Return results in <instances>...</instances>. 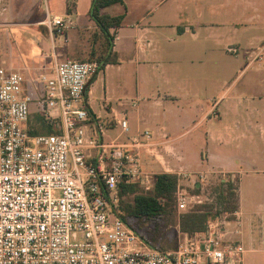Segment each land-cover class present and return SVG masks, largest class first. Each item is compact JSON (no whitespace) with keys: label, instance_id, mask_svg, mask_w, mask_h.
<instances>
[{"label":"built area","instance_id":"obj_1","mask_svg":"<svg viewBox=\"0 0 264 264\" xmlns=\"http://www.w3.org/2000/svg\"><path fill=\"white\" fill-rule=\"evenodd\" d=\"M42 24L54 43L68 39L75 21L47 11ZM99 68L94 60L55 57L53 73L34 81L44 93L34 99L21 73L0 66V264H244L245 248L226 240L225 221L212 219L207 232L163 251L120 218V185L138 183L150 192L156 174L143 168L139 138L130 144L100 142L106 123L84 106ZM32 105L46 118L60 120L62 132L31 135L26 124ZM113 122L129 131L127 112H117ZM145 136L150 139V132ZM176 173L177 207L184 211L193 197L182 179L205 180Z\"/></svg>","mask_w":264,"mask_h":264},{"label":"crops","instance_id":"obj_2","mask_svg":"<svg viewBox=\"0 0 264 264\" xmlns=\"http://www.w3.org/2000/svg\"><path fill=\"white\" fill-rule=\"evenodd\" d=\"M166 1L124 0V4H120L125 6L126 12L122 26L115 30L116 34L112 51L117 56V63L109 64L104 70L95 74L90 80L85 94L84 106L88 109L90 115L106 123V131L99 139L100 142L130 144L139 138L141 147L138 151L141 159L143 157L145 159H142L143 168L145 171L155 174L162 172L173 173L172 169H174L176 172L182 171L188 174L203 175L205 180V177H214L215 173L222 172L227 175L228 179L226 181H228L231 176L240 177L242 170L239 171L238 167L241 168L242 164L250 166L256 172H261L253 161H245L237 156L229 159L212 151L208 144V140H210L212 143L228 146L235 140L228 133H223L219 136L211 130L215 119H218L220 123H224L229 117L236 118L239 128L240 122L245 127V132L240 135L242 138H248L252 142L258 140L264 143V110L260 111L257 108L254 110L257 114L253 117L249 115L254 112L251 109L252 107H249V103L254 101L253 96L243 94L244 98L236 96L224 102L227 97L225 96L226 92H224L219 100H211L214 102L212 106L207 105L206 107L203 105V101L206 98L203 97L205 90L202 86H207V82L203 84L201 82L202 79L197 81V78H195V81L193 79L194 82L191 83L188 80L190 76L168 74L167 70H163V64L161 63H158V72L154 73L151 68L146 69L140 63L142 60L146 62H150L152 59L160 60V55L156 53L159 51L160 43L168 33L172 36L171 44L167 48L169 64H175L180 61L178 59L187 60L191 63H204V65L206 64V70L204 71L210 75L208 79L209 86L214 85L217 87L220 80L217 76L213 77L212 73L213 67L216 70L218 68L219 48H224L228 54L232 53L231 55H235L234 60L236 61H239V55L242 51V55L245 56L249 65L263 59L264 0H226L225 3L220 5H218V0H205V5H207L208 13L211 17L217 15L220 9H229L228 14L235 19L223 24H220L215 18H212L211 21L204 19L206 11L202 12L201 10L204 7L202 5L204 0H197V7L199 6L197 19L199 20L188 27H182L179 22L172 21L169 16L167 17L164 12H161L162 5ZM51 2H53L54 6H58L52 9ZM51 2H47L48 7L45 10L42 0H0V66L10 69L15 63H20L19 71L28 73L33 70L40 75L42 73L39 70L42 68L37 66L44 64L51 69L49 74L53 73L54 64L49 47L50 43H53V39L49 29L42 24L47 11L54 15H71L75 21V26L67 35L69 39L72 35L74 38L71 40L70 47L75 46V43L78 45V39L82 40L81 33H83L89 39V42L84 43V45L90 44L91 56L94 34L99 31L94 21L90 18L93 0H52ZM176 8L180 10L181 6ZM108 9L109 7L105 8L102 13L119 16L109 13ZM24 29H30L33 32L32 35L28 36ZM12 30L19 31V37H21L22 41L21 48L33 49L36 47L34 59L29 60V62H20L19 60L14 63L10 52H7L12 46L10 34ZM24 33H26L25 38L23 36ZM15 34L16 38H18V34ZM76 47L78 46L68 51V53H72V55H69L70 57L80 56L77 53L78 51H74ZM127 49H130L135 55V61L138 64L136 78H134L136 87L135 98L128 97V95H131L128 90L131 78L124 73L125 58L128 55ZM230 49L234 51H230ZM24 63L29 65V67H22ZM111 69H116L117 71V76L112 82L109 81L107 75V72ZM101 72H104L103 77L100 75ZM39 75H34L36 79L33 76L29 80V85L35 83L34 81L38 80ZM98 84H101L104 90V100L99 113L93 108ZM118 93L125 95V100L119 99L117 104L114 105L113 101ZM246 103L247 105H245ZM221 106L222 109H220ZM189 108L195 112V121L194 115H189L188 113L190 111ZM244 108L246 114L242 117V121H239L240 113ZM123 111L127 112L128 132H124L119 125L113 122L114 115ZM38 114L40 117H44V122L50 124L53 130L57 133L62 132V128L59 127L60 120L54 121L39 112ZM31 117L32 111L29 122L26 124L29 133L28 124L31 122ZM170 117L173 118L175 127L178 128L184 126L187 122L194 121L198 125L207 122L206 137L208 138V143H206L208 147L203 154L206 170H195L191 164L185 165L187 157L182 154L179 146L180 139L184 133L176 134L169 131L170 122L168 119ZM163 121H166L165 124H163ZM144 126L145 131L143 132ZM117 128H121L120 134L116 136L107 134ZM226 129H229V127L226 126ZM147 131L151 134L150 139L145 136ZM87 135L90 139H94L92 130L88 129ZM90 151L92 155H97V150L92 149ZM153 162L156 163L157 167L153 166ZM221 180L224 181V179ZM183 181L189 183V180L184 179ZM200 185L202 184L197 183L196 187L200 188ZM238 201L239 208L232 215V219L225 217L223 220L227 223L224 228L226 230V240L243 245L245 248L244 264H248L251 261L258 260L259 256H264V202L246 204L241 197L239 189ZM221 216L217 217V219L215 218V220L220 222ZM183 236L185 238L190 237L188 235Z\"/></svg>","mask_w":264,"mask_h":264},{"label":"rangeland","instance_id":"obj_3","mask_svg":"<svg viewBox=\"0 0 264 264\" xmlns=\"http://www.w3.org/2000/svg\"><path fill=\"white\" fill-rule=\"evenodd\" d=\"M51 2L52 0H42L43 8L46 10L48 7L47 2ZM226 0H218V5L225 3ZM197 0H167L161 8V12H164V14L169 19H172L174 22H179L180 25L183 26H190L194 25L199 19H197V13L198 8L197 7ZM206 1L204 0L202 5V12L206 11V15L204 19L207 21H211L212 18H215L220 24L228 23L229 21H233L235 18L228 14L229 9L224 8L218 10L217 15H213L214 17H211L208 13L207 5H205ZM52 9L57 7L58 5L53 4L51 2ZM181 6V9L178 10L176 7ZM109 13L116 14V15H124L126 12L124 5H118V6H112L108 9ZM28 36L32 35V31L30 29H24ZM16 31V32H14ZM85 31V30H84ZM19 31L18 30H12L10 31L11 34V43L12 46L9 48L7 52H10L11 58L15 62H29V60L34 59V52L36 50V47L33 49H26L21 48V37H19ZM18 35V38H16V34ZM26 33L23 34L24 38L26 36ZM85 34V33H84ZM82 40L78 39V45L75 43V46H81L80 48L76 47L74 51H78V57H70L69 55H72V53H68V51L72 50L70 47L71 40H73V35L68 38L66 41L63 40V38H57L55 43H50L49 47L52 52V62L54 64L55 57L58 59V61H66V60H88L90 58V44L84 45V43H88L89 39H87V36H84L83 33H81ZM23 38V39H24ZM172 36L171 34H166L165 39L162 40V42L159 45V51L156 54L160 55V60L158 61L155 59H152L150 62H146L145 60L141 61V65L143 67L151 68V70L156 73L158 72V63L163 64V70H167L168 74H184L187 76H190L188 78L189 82L193 83L195 81V78L202 79L201 82L205 84L207 82V86L203 85L202 88L205 90L204 98H206L203 101V105L207 107L213 105V101L219 100L221 95L226 92V100L224 102H227V100L231 97L236 96H242L244 95H251L254 97V101L249 103V107H252L251 109L254 111L255 109L264 110V54L263 59L257 63H254L252 65H249V62L246 60L245 56L241 54L239 55V61L234 60L235 55H231L232 53L228 54L224 48H217L218 49V68L217 70L215 67H213V77H218L220 80V83L218 86H209L208 79L210 77L209 74H207L204 70H206V64H198V63H191L187 60L178 59L180 61L176 62L175 64H169V58L167 55V48L171 44ZM87 39V41H86ZM10 41V40H9ZM4 42V41H3ZM81 44V45H80ZM69 45V46H68ZM3 46V43H2ZM70 47V48H69ZM128 50V49H127ZM229 51V49H228ZM74 54V53H73ZM82 54V55H81ZM124 63V73L128 75V77L131 78V82H129L128 90L131 92V95H128V97L135 98V80L136 78V68L137 63L135 61V55L128 50V55L125 58ZM131 60V62H130ZM234 60V61H233ZM20 63H15L14 66L10 67L11 70L17 71L22 73L24 79H25V89L29 86V80L35 75L38 76V72L36 74V71H29L28 73H23L22 71H19V65ZM52 64V65H53ZM249 65V66H248ZM29 67L26 63L22 67ZM37 67L42 68L39 71L41 73H47L49 74L51 71L50 68H47L44 64H39ZM31 73V74H30ZM40 73V72H39ZM100 75L103 77L104 72H101ZM108 79L110 82L115 79L117 76L116 69H111L107 72ZM34 76V77H35ZM36 79V77H35ZM194 79V81H193ZM133 81V83H132ZM214 83V82H213ZM96 96H95V103H94V110L96 112H101V104L103 103V95L104 90L102 88L101 84H98L96 88ZM111 96V94H110ZM256 97V98H255ZM125 95L122 93H118L115 95L114 99V105L117 104L119 99H124ZM244 98V97H243ZM215 99V100H213ZM125 100V99H124ZM213 100V101H211ZM222 101V100H221ZM220 101V102H221ZM219 102V103H220ZM223 105V104H222ZM247 105V103L245 104ZM222 109V106L220 107ZM189 115H194L195 112L189 108ZM246 114L245 108L241 111L239 121H242V117H244ZM255 111L250 116H254ZM191 117V116H190ZM195 115L193 116V118ZM192 118V117H191ZM170 127L169 131H172L176 134H183L184 135L180 139L179 146L181 148L182 154L187 157V161L185 162V165L191 164L193 166V169L195 170H206V163L203 162V154L204 151L207 150V122L202 124H197L194 122L196 118H194V121L187 122L184 126L181 127H175L174 120L172 117L169 119ZM39 114L37 110V106H32V117L31 122L28 124L29 131L32 130H43V124H40L39 122ZM218 119H215L211 130L216 132L219 136L223 133H228L230 137H234L235 140L232 141V143L228 146L220 145L219 143H212L209 141L210 149L214 152H216L219 155H223L231 159L233 156L240 157L244 159L245 161H253L258 169L261 172L254 171L253 168H250V166L246 164H242L241 168L238 167V170H242V174L240 175V180H238V177H230L232 181H234L235 187H236V193L238 194V189L240 190L241 197L243 198V201L246 204L253 203V204H259L264 202V143L259 142L258 140H255V142L250 141L248 138H242L240 135L245 132V127L240 122V128L237 126L236 118L235 117H229L228 120H226L224 123L218 122ZM166 121H163V124H165ZM45 125V124H44ZM226 126L229 127V129H226ZM235 126V127H234ZM234 130V131H233ZM145 131V126L143 127V132ZM121 133V128H117L114 131H110L107 134H111L112 136H116ZM125 137V136H124ZM207 142V143H206ZM144 158V157H143ZM142 158V159H143ZM145 160V159H143ZM244 161V162H245ZM154 167H157L156 163H152ZM205 164V165H204ZM173 173L175 174L176 170L172 169ZM216 175L214 177H205L204 182H198L200 185V188L196 187V184L194 182L185 183L182 179L181 183L184 185V187L188 190L189 196L193 197L190 198L191 203H189V206L184 211H179L177 207V216H179L181 213L186 212L190 210L193 206H196L201 203L205 202H211L214 197L212 194V188L218 185L219 180L223 179L222 177L224 174L221 173H215ZM178 176V175H177ZM200 176V175H199ZM179 177V176H178ZM225 177L228 179L227 175ZM200 179V178H199ZM199 181V180H197ZM183 187V186H182ZM195 189H200V193L197 194L195 192ZM145 193H147L145 190H143ZM201 201V202H199ZM199 202V203H198ZM229 214H223L220 217V222L223 224V220L225 217L229 219ZM219 227H222L220 226ZM167 231L169 232L170 240L167 242L170 244V246L167 248L166 251L175 250L179 247L181 243H183L185 240V237L182 235V233L179 232L178 238L173 239L171 235V231L173 230H179L178 227H175L174 225L168 226ZM184 237V238H183ZM176 248H173L176 246ZM172 246V247H171ZM260 258L256 261H251L248 264H264V256H259Z\"/></svg>","mask_w":264,"mask_h":264},{"label":"trees","instance_id":"obj_4","mask_svg":"<svg viewBox=\"0 0 264 264\" xmlns=\"http://www.w3.org/2000/svg\"><path fill=\"white\" fill-rule=\"evenodd\" d=\"M124 4V0H93L90 18L99 31L94 34V45L88 60L97 61L104 70L109 64L117 63V56L113 53V42L118 28L122 26L124 15L111 16L102 13L105 8ZM114 30V31H112ZM96 73V74H97ZM30 94L34 99L43 96V90L37 83L29 85ZM44 117L39 122L43 130H32V135L57 133L50 124L45 123ZM45 124V125H44ZM61 133V132H60ZM178 176L170 173H157L154 177L152 191L145 193L138 183H123L119 187V205L117 213L151 247L166 251L170 244L167 227L172 224L179 230L171 231L172 238L182 235L193 237L196 233L207 232L209 221L228 213L229 219L239 208L238 194L234 182L219 180L212 188L211 202L193 206L190 210L177 216ZM197 194L200 189H195ZM172 247V246H171ZM174 246L173 248H176Z\"/></svg>","mask_w":264,"mask_h":264}]
</instances>
